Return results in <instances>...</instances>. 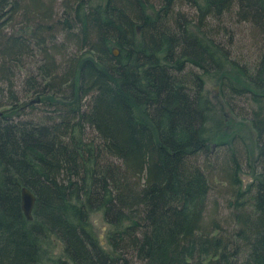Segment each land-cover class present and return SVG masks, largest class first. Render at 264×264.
Segmentation results:
<instances>
[{"label": "trees", "instance_id": "trees-1", "mask_svg": "<svg viewBox=\"0 0 264 264\" xmlns=\"http://www.w3.org/2000/svg\"><path fill=\"white\" fill-rule=\"evenodd\" d=\"M24 1L0 0V84L7 86L0 97L7 93L13 113L0 118V264H44L49 237L63 255L46 257L50 264H264V0H63V16L72 19L60 16L51 27V2ZM181 5L194 7L199 20L236 7L237 19L263 35L253 71L181 21ZM20 10L30 32L3 33V21ZM31 45L42 55L45 83L30 91L58 92L55 105L76 114L88 99L80 117L53 126L13 122L33 102L19 103L10 81L22 57L33 55ZM211 68L255 105L250 122L263 168L245 189L236 168L223 172L235 189L231 230L205 221L208 179L195 160L212 140L201 78ZM22 188L35 197L31 220ZM92 212L109 226L110 251L91 230Z\"/></svg>", "mask_w": 264, "mask_h": 264}, {"label": "rangeland", "instance_id": "rangeland-1", "mask_svg": "<svg viewBox=\"0 0 264 264\" xmlns=\"http://www.w3.org/2000/svg\"><path fill=\"white\" fill-rule=\"evenodd\" d=\"M16 1L18 2V0ZM19 1H21L20 4L25 3L24 0ZM42 1L45 3H52V14L47 21L48 26L51 27L55 24V21L60 18V16L63 19H72L70 13L65 14V17L63 16V0ZM198 1L201 2L203 0ZM177 10H179L181 14V18H179L181 21L184 22L187 20L190 22L189 24L196 25L197 28L205 31L207 37L221 46L229 60L234 61L237 67L242 70H248L249 72L253 71L263 46V35H260L258 30L254 29L250 24L237 19L235 14L236 7L223 12L216 19L206 18L202 20L197 18L195 8L190 5H181ZM23 14L24 11L20 10L10 21H3V23L6 24L3 33H7V35H9V33L18 35V32H30L28 25H31V22L24 21L27 15ZM27 34L25 36H27ZM55 37L57 42H61V33L57 32ZM47 45L49 46L50 44ZM31 47L33 48V45H31ZM70 49L68 48L66 53H69L71 56ZM31 50L33 52L32 56L29 54L22 57L23 66L20 65L19 68H15L13 74L10 71L13 75L10 79V81L12 80L11 89L13 90V94L16 95L18 102L33 101L28 107L22 108L19 115H13L15 117L13 122H26L28 124L37 122L41 124L44 122L45 126H53L56 123H62L58 118L60 120H63L62 118L67 119L76 113L55 105L56 102L60 101L58 99L59 93L52 94L46 91L45 95H38V93L30 91L33 86H37L38 84L42 86L45 83L38 76L37 71V66L43 63L42 55L36 48ZM61 72L62 70H59V73ZM191 73L201 74L200 71L196 69H193ZM220 77L221 75L214 68H211L206 75L201 76L203 80V91L209 100L211 110L209 115L208 134L212 140L208 144L207 153L197 156L195 160L201 172L208 179V188L204 204L205 211L203 213L205 221L215 222L224 230H231V209L229 203L234 199L235 189L230 186V182L226 180L223 172L225 170L228 172L230 167L233 169L236 168L237 178L242 185V189H245L252 181V175L262 171L263 168L255 161L257 153L256 132L252 128L250 122L251 112L252 109H255V105L250 100V97L235 94L233 91L224 87L220 82ZM0 86L7 87L1 84ZM5 88L3 93L6 91ZM6 94L5 92V95L0 97V118L3 117V115L10 114V100L6 97ZM67 100L71 103L73 99L67 98ZM87 101L88 99L81 101L82 105H79L78 114H76L77 117H80L79 112H83L87 109V106H85ZM60 108L63 110L59 111ZM12 114L13 113L10 115ZM83 126L85 128V138L97 144L99 140L96 136V132L87 124H83ZM225 164L226 166H224ZM231 180L232 179H230V181ZM89 222L91 230L95 233L100 245L105 250L110 251L106 237L109 226L103 220L101 213L92 212V214L89 215ZM43 244V250L47 253L46 257L48 260L63 259L62 244L59 240L55 237H49ZM46 257H44L43 260L44 264H50Z\"/></svg>", "mask_w": 264, "mask_h": 264}, {"label": "water", "instance_id": "water-1", "mask_svg": "<svg viewBox=\"0 0 264 264\" xmlns=\"http://www.w3.org/2000/svg\"><path fill=\"white\" fill-rule=\"evenodd\" d=\"M118 53L119 52L117 49L113 50L114 56H117ZM34 203H35L34 195L27 188H22L21 189V209L27 220L32 219L31 213H32Z\"/></svg>", "mask_w": 264, "mask_h": 264}, {"label": "bare ground", "instance_id": "bare-ground-1", "mask_svg": "<svg viewBox=\"0 0 264 264\" xmlns=\"http://www.w3.org/2000/svg\"><path fill=\"white\" fill-rule=\"evenodd\" d=\"M58 43H59V42H58ZM114 49H116V48H113V49H112V54H113V50H114ZM117 50H118V49H117ZM118 52H119V51H118ZM20 195H21V193H20ZM31 216H32V214H31Z\"/></svg>", "mask_w": 264, "mask_h": 264}]
</instances>
